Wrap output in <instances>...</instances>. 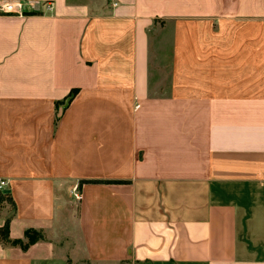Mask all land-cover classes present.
<instances>
[{"label":"crops","instance_id":"0c3cea01","mask_svg":"<svg viewBox=\"0 0 264 264\" xmlns=\"http://www.w3.org/2000/svg\"><path fill=\"white\" fill-rule=\"evenodd\" d=\"M0 1V264H264V0Z\"/></svg>","mask_w":264,"mask_h":264},{"label":"built area","instance_id":"2783aa9c","mask_svg":"<svg viewBox=\"0 0 264 264\" xmlns=\"http://www.w3.org/2000/svg\"><path fill=\"white\" fill-rule=\"evenodd\" d=\"M111 6H115V3H112ZM41 7L46 9H51V4L36 5L32 2L27 1H0V16H15L22 17L26 14H37L41 12ZM6 185L5 181H0V196L2 188ZM76 200H80V196H75Z\"/></svg>","mask_w":264,"mask_h":264},{"label":"trees","instance_id":"16d2710c","mask_svg":"<svg viewBox=\"0 0 264 264\" xmlns=\"http://www.w3.org/2000/svg\"><path fill=\"white\" fill-rule=\"evenodd\" d=\"M98 182V181H97ZM96 182V183H97ZM100 183V182H98ZM103 183V182H101ZM8 222L5 223L4 227L0 228V242L2 243H6V244H12V245H17L19 244L22 248H26L28 247L29 245L31 244H34L36 242L37 239H30L29 241V245L28 246H22L21 242L20 241H9L8 240ZM26 237H29V232L25 234ZM31 238V237H30Z\"/></svg>","mask_w":264,"mask_h":264},{"label":"rangeland","instance_id":"374dc122","mask_svg":"<svg viewBox=\"0 0 264 264\" xmlns=\"http://www.w3.org/2000/svg\"><path fill=\"white\" fill-rule=\"evenodd\" d=\"M0 201H7V200L5 199L4 196H2ZM30 237H31V238H30ZM30 239H31V240H32V239H37V240H36V242H37V241H39L40 236H39L38 234H35V233H31V232H29V237H26L27 242H26V243H23V242H22V243H21L22 246H28V245H29V241H30Z\"/></svg>","mask_w":264,"mask_h":264}]
</instances>
